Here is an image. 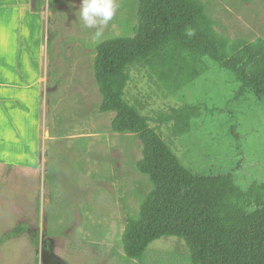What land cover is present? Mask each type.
<instances>
[{"label": "rangeland", "instance_id": "374dc122", "mask_svg": "<svg viewBox=\"0 0 264 264\" xmlns=\"http://www.w3.org/2000/svg\"><path fill=\"white\" fill-rule=\"evenodd\" d=\"M45 1L39 167L0 165V241L27 228L1 242L0 264H190L178 238L155 241L142 262L128 260L122 244L129 217L138 216L153 184L137 169L141 141L113 133L115 113L100 111L94 64L99 45L135 35L139 0H116V14L98 40L77 21L82 0ZM204 1L220 35L264 38V0ZM208 61V73L171 97L147 71L134 69L127 98L151 116L201 106V117L180 137L169 125L151 127L187 168L231 174L248 191L264 183V103L254 94L235 100L240 84L234 75ZM101 135L106 142L96 138L89 150L88 138Z\"/></svg>", "mask_w": 264, "mask_h": 264}, {"label": "trees", "instance_id": "16d2710c", "mask_svg": "<svg viewBox=\"0 0 264 264\" xmlns=\"http://www.w3.org/2000/svg\"><path fill=\"white\" fill-rule=\"evenodd\" d=\"M32 5L41 13L46 1L32 0ZM216 25L204 0H139L135 35L116 37L97 49L100 111L115 113L113 133L141 141L137 169L153 184L124 232L128 260L144 261L152 243L173 237L185 242L190 264H264V183L245 191L231 174L195 172L151 127L169 125L180 137L201 117V106L185 104L151 116L127 98L134 69L147 71L171 97L208 73L210 59L240 84L235 100L254 94L264 103V38L232 40L220 35ZM26 230L10 231L0 245Z\"/></svg>", "mask_w": 264, "mask_h": 264}, {"label": "crops", "instance_id": "0c3cea01", "mask_svg": "<svg viewBox=\"0 0 264 264\" xmlns=\"http://www.w3.org/2000/svg\"><path fill=\"white\" fill-rule=\"evenodd\" d=\"M31 1L0 0V165L14 168L39 167L45 6L35 13Z\"/></svg>", "mask_w": 264, "mask_h": 264}, {"label": "clouds", "instance_id": "9594fccd", "mask_svg": "<svg viewBox=\"0 0 264 264\" xmlns=\"http://www.w3.org/2000/svg\"><path fill=\"white\" fill-rule=\"evenodd\" d=\"M116 11V0H82L76 17L82 28L94 30L93 38L98 40L113 20Z\"/></svg>", "mask_w": 264, "mask_h": 264}]
</instances>
